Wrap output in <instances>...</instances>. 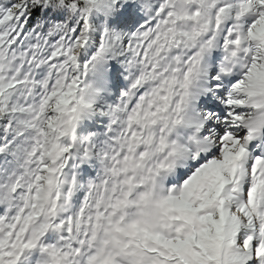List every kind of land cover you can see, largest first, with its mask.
<instances>
[{
    "label": "snow or ice",
    "instance_id": "obj_1",
    "mask_svg": "<svg viewBox=\"0 0 264 264\" xmlns=\"http://www.w3.org/2000/svg\"><path fill=\"white\" fill-rule=\"evenodd\" d=\"M0 264H264V0H0Z\"/></svg>",
    "mask_w": 264,
    "mask_h": 264
}]
</instances>
